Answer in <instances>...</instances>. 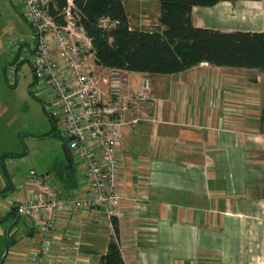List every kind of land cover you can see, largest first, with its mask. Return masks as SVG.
<instances>
[{
  "label": "crops",
  "instance_id": "1",
  "mask_svg": "<svg viewBox=\"0 0 264 264\" xmlns=\"http://www.w3.org/2000/svg\"><path fill=\"white\" fill-rule=\"evenodd\" d=\"M124 2L133 27L151 28L150 17L157 24L158 0ZM237 18L260 23L231 26ZM192 22L264 31V0L193 7ZM245 71L264 73L207 63L169 75L123 71L125 91H136L148 76L154 99L123 117L140 119L122 128L119 147L122 196L115 219L126 264H264V132L258 123L264 97L254 99L251 84L260 78ZM38 92L43 99L44 90ZM68 169L62 167L59 182L52 180L64 195L78 182L75 168V184L63 179ZM12 183L0 196V214L28 190L39 191ZM5 184L2 174L0 189ZM19 222L3 264H98L112 235L105 222L78 210L64 211L41 240L32 219L20 216Z\"/></svg>",
  "mask_w": 264,
  "mask_h": 264
},
{
  "label": "built area",
  "instance_id": "2",
  "mask_svg": "<svg viewBox=\"0 0 264 264\" xmlns=\"http://www.w3.org/2000/svg\"><path fill=\"white\" fill-rule=\"evenodd\" d=\"M53 1L15 0L21 16L37 31L28 50L34 81L45 92L42 100L55 130L66 140L78 182L64 195L48 175L31 170L25 186L34 185L38 193L29 188L26 198L15 199L10 206L19 216L34 221L39 240L56 229L66 210H78L90 220L105 222L113 235L111 219L118 213L122 196V128L140 120L123 117L130 110L154 105L151 80L143 76L136 91H125L123 70L95 63L90 40L75 24L73 0H65L56 15L62 22L49 11Z\"/></svg>",
  "mask_w": 264,
  "mask_h": 264
},
{
  "label": "trees",
  "instance_id": "3",
  "mask_svg": "<svg viewBox=\"0 0 264 264\" xmlns=\"http://www.w3.org/2000/svg\"><path fill=\"white\" fill-rule=\"evenodd\" d=\"M223 1L241 0H158L157 24L148 29L131 25L124 0H73V11L77 16L75 24L91 42L95 63L105 68L169 75L207 63L264 72V31H220L193 24V7H212ZM53 3L49 11L56 17L66 1L54 0ZM56 20L62 22L60 17ZM258 123L264 132V105ZM12 156L14 154H0L2 160ZM74 176L72 165L63 179L75 184ZM111 221L113 235L109 236L98 264H126L118 241L117 221L115 217ZM12 234L13 229L9 247L14 243ZM3 237L4 232L2 248Z\"/></svg>",
  "mask_w": 264,
  "mask_h": 264
},
{
  "label": "rangeland",
  "instance_id": "4",
  "mask_svg": "<svg viewBox=\"0 0 264 264\" xmlns=\"http://www.w3.org/2000/svg\"><path fill=\"white\" fill-rule=\"evenodd\" d=\"M149 20V27L155 25L152 17ZM256 20L237 18L230 25L251 27L260 23ZM31 39L32 29L21 16L15 0H0V154H14L5 166L12 181L24 188L31 170L37 175L49 174L59 182L62 167L66 165L61 135L53 130V122L38 92L39 84L34 81L27 49L29 44L33 45ZM243 75L260 78V82H255L257 85L251 84L254 92L250 93L255 95V100L257 93L264 97V73L245 71ZM2 249L0 235V253Z\"/></svg>",
  "mask_w": 264,
  "mask_h": 264
},
{
  "label": "water",
  "instance_id": "5",
  "mask_svg": "<svg viewBox=\"0 0 264 264\" xmlns=\"http://www.w3.org/2000/svg\"><path fill=\"white\" fill-rule=\"evenodd\" d=\"M33 34L36 36L37 35V31L33 30ZM61 148H62L64 157H65V160H66V166L68 168H71L72 165H73L72 164V157H71L70 151H69V149H68V147L66 145V140L65 139L61 140ZM0 170H1L2 174L4 175L5 180L7 182V186L0 190V195H2V194L8 193L12 189L13 183H12L10 175L7 172V169H6V166H5V162L1 158H0ZM9 218H12V221L7 224V226L5 227V230H4V245H3V249H2V252H1V255H0V264H3L4 259H5L6 255H7V252H8L9 235L11 233V230L13 228H16L17 225L19 224L18 223L17 213H16V211L12 210L10 212H7L3 217L0 218V226L2 224H4Z\"/></svg>",
  "mask_w": 264,
  "mask_h": 264
},
{
  "label": "flooded vegetation",
  "instance_id": "6",
  "mask_svg": "<svg viewBox=\"0 0 264 264\" xmlns=\"http://www.w3.org/2000/svg\"><path fill=\"white\" fill-rule=\"evenodd\" d=\"M34 39H35V35L33 34V31H32V39H31L32 43H34V41H35ZM26 43H28V42H26ZM23 45H24V44H23ZM31 47H32V45L29 44V46L27 47V49H28V50H31ZM4 162H5V160H4ZM6 186H7V182H6V184H5V186H4L3 188H5ZM3 188H2V189H3ZM12 188H13V187H12ZM0 190H1V189H0ZM2 195H3V194H2ZM2 195H0V196H2ZM12 210L15 211L14 208L11 207L7 212H10V211H12ZM7 212H6V213H7ZM6 213H4V214H0V218L3 217ZM17 216H18V214H17ZM11 221H12V218H9L4 224H2V225H4V230H5V227L7 226V224L10 223ZM18 223H19V219H18Z\"/></svg>",
  "mask_w": 264,
  "mask_h": 264
}]
</instances>
